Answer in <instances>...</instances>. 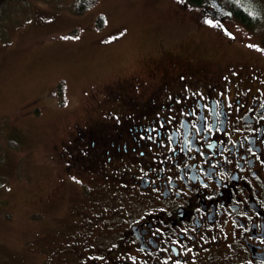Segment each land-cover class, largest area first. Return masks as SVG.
Masks as SVG:
<instances>
[{
    "label": "flooded vegetation",
    "instance_id": "af4514ba",
    "mask_svg": "<svg viewBox=\"0 0 264 264\" xmlns=\"http://www.w3.org/2000/svg\"><path fill=\"white\" fill-rule=\"evenodd\" d=\"M177 63L91 91L53 145L70 195L42 202L57 225L40 264H264V50L224 69Z\"/></svg>",
    "mask_w": 264,
    "mask_h": 264
},
{
    "label": "rangeland",
    "instance_id": "374dc122",
    "mask_svg": "<svg viewBox=\"0 0 264 264\" xmlns=\"http://www.w3.org/2000/svg\"><path fill=\"white\" fill-rule=\"evenodd\" d=\"M4 1L0 264H40L42 235L57 225L56 215L44 220L42 202L50 199L55 210L66 205L70 195L59 201L61 171L50 154L73 120L92 109L91 91L100 94L102 85L128 70L188 62L177 63L181 59L224 69L237 59L260 58L264 0H232L248 4L247 15L256 19L249 29L241 20L214 17L191 0H96L80 13L76 0ZM98 17L101 27L96 25ZM10 138L17 139L16 147L8 145Z\"/></svg>",
    "mask_w": 264,
    "mask_h": 264
},
{
    "label": "trees",
    "instance_id": "16d2710c",
    "mask_svg": "<svg viewBox=\"0 0 264 264\" xmlns=\"http://www.w3.org/2000/svg\"><path fill=\"white\" fill-rule=\"evenodd\" d=\"M96 0H76L75 2V10L80 13L82 12L85 8L91 6L92 4L95 3ZM193 1L194 3H197V4H201V0H191ZM235 1H232V0H229L225 5L228 6V7H239V6H244V7H241V10L236 12L237 16L239 17V19L243 22H245L246 24H251L254 20L251 19L250 16L247 15L248 11L247 9H250V8H246V6H248V4H246V2H241V3H236ZM4 7H5V1L2 2V0H0V14L1 12L4 10ZM246 8V9H245ZM96 25L97 27H101L102 25V18L101 17H98L97 18V21H96ZM9 146H11L12 148L16 146V142L15 140L14 141H9Z\"/></svg>",
    "mask_w": 264,
    "mask_h": 264
},
{
    "label": "water",
    "instance_id": "95a60500",
    "mask_svg": "<svg viewBox=\"0 0 264 264\" xmlns=\"http://www.w3.org/2000/svg\"><path fill=\"white\" fill-rule=\"evenodd\" d=\"M219 10H220V12H222L223 14H224V13H229V11H227V10H226L225 8H223V7H221Z\"/></svg>",
    "mask_w": 264,
    "mask_h": 264
}]
</instances>
